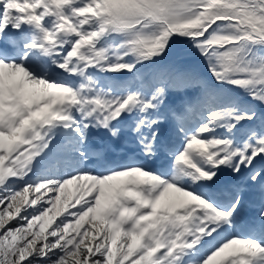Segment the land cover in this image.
Returning <instances> with one entry per match:
<instances>
[{
    "label": "snow or ice",
    "instance_id": "1",
    "mask_svg": "<svg viewBox=\"0 0 264 264\" xmlns=\"http://www.w3.org/2000/svg\"><path fill=\"white\" fill-rule=\"evenodd\" d=\"M0 264H264V0H0Z\"/></svg>",
    "mask_w": 264,
    "mask_h": 264
}]
</instances>
